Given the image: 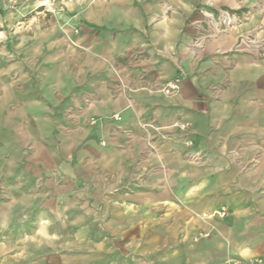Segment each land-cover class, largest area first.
<instances>
[{"label": "crops", "instance_id": "1", "mask_svg": "<svg viewBox=\"0 0 264 264\" xmlns=\"http://www.w3.org/2000/svg\"><path fill=\"white\" fill-rule=\"evenodd\" d=\"M259 1L66 0L8 33L0 174L61 182L9 220L47 249L4 264H264Z\"/></svg>", "mask_w": 264, "mask_h": 264}, {"label": "rangeland", "instance_id": "2", "mask_svg": "<svg viewBox=\"0 0 264 264\" xmlns=\"http://www.w3.org/2000/svg\"><path fill=\"white\" fill-rule=\"evenodd\" d=\"M65 1L66 0H0V43L10 37L8 34L10 31L16 32L13 36L18 37L22 29H31L37 21L44 25L55 22L62 29L64 25L59 22L58 13L66 9ZM214 1L215 0H208V3L213 4ZM166 8L170 9V6L166 5ZM255 9L264 12V0L259 1ZM37 14H41L38 16H42L43 18H36ZM235 23H237L236 18ZM221 24V29L229 27L226 26L222 20ZM18 39L19 38H17L16 41H18ZM28 147L31 149L30 145H28ZM242 168L245 169V167ZM5 175L7 174H0V264H4V257L9 253L17 254V256H20L19 254L24 251L42 254V252L47 249V244L45 242L36 244L34 242H27L23 239L25 238L23 236L25 233L24 230L27 229L31 231V228L22 227L24 232L20 233V227L9 225V220L11 218L18 219L22 217V215L27 214V206L38 204L39 199L44 202H52L55 200L57 195H53L50 192L49 182L52 181V177L54 179L53 182L56 184L61 182V180L55 178V174H43L42 176L39 174H12V178L10 177L8 179ZM5 178L7 180H5ZM21 206L23 208H21ZM14 223H16V221H14ZM15 230L18 234L10 240L8 235ZM18 261L19 259L17 258L16 262Z\"/></svg>", "mask_w": 264, "mask_h": 264}, {"label": "built area", "instance_id": "3", "mask_svg": "<svg viewBox=\"0 0 264 264\" xmlns=\"http://www.w3.org/2000/svg\"><path fill=\"white\" fill-rule=\"evenodd\" d=\"M222 22L226 25V26H230L232 24L235 23V18L234 17H230L228 14H223L222 16ZM249 41L250 42H254L253 39H250L249 37ZM181 89V79L179 77L169 81L164 87H162L161 91L163 93H165L166 95H174L176 93H178ZM114 117L116 119L119 118L118 114L114 115ZM177 125H179L180 127H184L185 125L182 123H176ZM218 214H220L221 216H224L226 214V212L224 210L218 211ZM209 233L205 232V231H201L197 234V236L194 237L195 240H198L201 237H206L208 236Z\"/></svg>", "mask_w": 264, "mask_h": 264}, {"label": "bare ground", "instance_id": "4", "mask_svg": "<svg viewBox=\"0 0 264 264\" xmlns=\"http://www.w3.org/2000/svg\"><path fill=\"white\" fill-rule=\"evenodd\" d=\"M224 14H225V13H224ZM208 16H210V18H211V15L208 14ZM211 19H212V18H211Z\"/></svg>", "mask_w": 264, "mask_h": 264}]
</instances>
